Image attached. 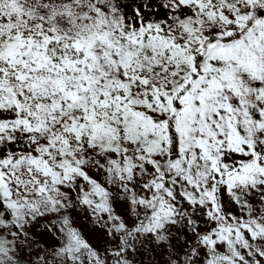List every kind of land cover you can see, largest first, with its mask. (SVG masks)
<instances>
[{
  "label": "snow or ice",
  "instance_id": "snow-or-ice-1",
  "mask_svg": "<svg viewBox=\"0 0 264 264\" xmlns=\"http://www.w3.org/2000/svg\"><path fill=\"white\" fill-rule=\"evenodd\" d=\"M0 264H264V0H0Z\"/></svg>",
  "mask_w": 264,
  "mask_h": 264
}]
</instances>
